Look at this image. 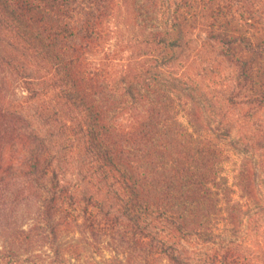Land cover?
I'll use <instances>...</instances> for the list:
<instances>
[{"label": "trees", "instance_id": "1", "mask_svg": "<svg viewBox=\"0 0 264 264\" xmlns=\"http://www.w3.org/2000/svg\"><path fill=\"white\" fill-rule=\"evenodd\" d=\"M169 2L133 0L132 23L144 34L148 52L117 81L105 50L120 34L112 27L117 0H0L5 16L0 25L51 67L45 89H55L56 99L77 112L76 125L67 131L70 137L85 134L96 172L118 185L115 198L121 203L113 211L61 179L57 154L45 136L30 129L14 97L22 91L37 100V84L0 44V264H69L70 256L81 264H184L144 219H166L177 234L214 243L220 213L233 228L235 212L248 213L232 197L238 192L254 200V161L245 157L235 163L232 188L220 174L233 159L231 151L244 146L246 152L248 145L218 119L214 99L185 85L182 76L167 77L166 70L180 61L192 30L208 15V37L237 68L239 92L231 93L230 104L262 108L264 84L254 64L264 59V0H175L173 9ZM100 53L107 62L96 65L92 58ZM139 105L146 106L145 113L124 124L121 118ZM9 147L13 159L5 161ZM76 234L84 237L83 248L63 244ZM240 261L244 258L228 249L205 264Z\"/></svg>", "mask_w": 264, "mask_h": 264}, {"label": "rangeland", "instance_id": "2", "mask_svg": "<svg viewBox=\"0 0 264 264\" xmlns=\"http://www.w3.org/2000/svg\"><path fill=\"white\" fill-rule=\"evenodd\" d=\"M132 4L133 0H117V18L113 21L112 27L119 29L120 34L114 36L105 49L107 54H111L112 69L117 81L120 79L119 76L129 71L130 67L138 68V64L144 60V54L148 52L146 43H143L144 34L132 23L135 11ZM167 4L173 9L175 0H170ZM0 17L5 16L0 14ZM209 23L211 18L206 15L202 25L192 30L193 33L188 38L189 45L182 50L180 61L166 70V76L169 77L171 74L182 76L185 78V85H192L201 92H206L214 99L221 111L218 119L231 125L232 135L237 141H244L248 145L246 152L242 151L244 146L241 150L231 151L233 159L221 166L220 174L227 179L232 188L235 182V163L245 157L254 161L250 164L251 170L257 173L256 181L251 185L254 200L247 201L241 198L238 192L233 195L234 203H242L243 211L248 213L235 212L238 222L236 228L227 225L226 213H220L216 220L218 226L214 229L217 237L214 243L194 235L181 236L176 233L175 225L166 219L149 217L144 221L149 224L153 233L173 246L174 253L184 264H205L215 253L225 254L228 249H232L244 258L239 264H264V106L253 108L243 105L234 108L230 104L228 99L231 93L239 92L237 68L220 54L221 46L208 37ZM0 44L1 49L8 52V55L25 65L27 79L37 84L36 88L41 94L37 100L30 99L28 93L22 91H18L14 97L17 100L16 104L23 109L30 123V129L39 131L45 136L57 154L56 168L61 174V179L77 186V189L95 195L112 206L113 211H118L121 205L115 198L118 185L111 180H104L99 171L96 172L98 165L87 148L85 134L70 137L67 131L69 126L76 125L77 112L71 106H64L56 99L55 89H45L51 83L53 71L51 67L41 59L34 58L12 31L2 25H0ZM92 60L96 65L107 62L105 53L93 56ZM254 66L259 81L264 84V59H256ZM120 87L126 88L122 84ZM144 107L139 105L136 110L132 109L130 113L125 114L121 118L123 123L127 125L135 122L137 117L145 113ZM251 110H254V114ZM57 113L58 115L55 116ZM240 146L239 143L238 147ZM19 152L23 153L21 150ZM19 152L17 157L21 155ZM4 153L5 161L13 159L11 147L6 148ZM255 160H258V163ZM222 182H225L224 179ZM230 198L231 195L228 194L225 200ZM222 205L223 209L227 208L224 202ZM22 224L26 225L25 222ZM63 244L66 246L78 244L81 248L86 245L84 237L79 234L65 237ZM92 255L100 260L99 256ZM109 256L110 253L105 252L104 257ZM69 261V264H81V261L73 256H70ZM161 264L173 263L165 261Z\"/></svg>", "mask_w": 264, "mask_h": 264}]
</instances>
